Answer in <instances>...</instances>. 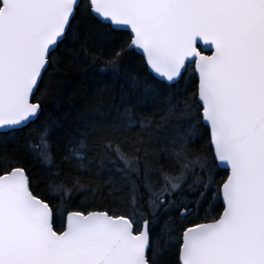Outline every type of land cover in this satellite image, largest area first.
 <instances>
[{
    "label": "snow or ice",
    "instance_id": "6c2138e0",
    "mask_svg": "<svg viewBox=\"0 0 264 264\" xmlns=\"http://www.w3.org/2000/svg\"><path fill=\"white\" fill-rule=\"evenodd\" d=\"M0 264H264V0H0Z\"/></svg>",
    "mask_w": 264,
    "mask_h": 264
},
{
    "label": "trees",
    "instance_id": "16d2710c",
    "mask_svg": "<svg viewBox=\"0 0 264 264\" xmlns=\"http://www.w3.org/2000/svg\"><path fill=\"white\" fill-rule=\"evenodd\" d=\"M102 67L103 65L89 67L85 64L78 70L67 74L63 89V103L59 107L69 120H71L75 110L98 91L115 94L118 87L116 82L110 79L105 80L98 75Z\"/></svg>",
    "mask_w": 264,
    "mask_h": 264
}]
</instances>
